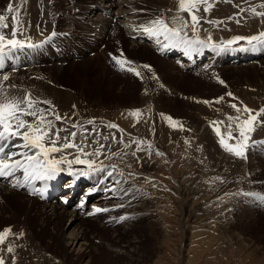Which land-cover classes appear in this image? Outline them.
Masks as SVG:
<instances>
[{"label": "rangeland", "instance_id": "1", "mask_svg": "<svg viewBox=\"0 0 264 264\" xmlns=\"http://www.w3.org/2000/svg\"><path fill=\"white\" fill-rule=\"evenodd\" d=\"M36 1L37 0H11L14 8H20L19 15L27 11L29 14L28 17L34 20H37L36 17L39 14V9L37 10L35 6V8L31 10V8H29V4L34 3L36 5ZM90 1L91 0L37 1L39 5L44 6L41 15L48 11V14L45 17L47 18L49 15L54 26L53 32H50V35L47 34V36L49 35L48 37L46 36L48 39L45 38V43L43 42V45H38V49L44 47V45V49L51 45H57L52 42L57 40L56 37H59L60 42L62 38L66 40L65 42L68 41L67 43L70 41V45L77 42L79 46H87L84 48H86L85 57L88 60L84 58L85 61H82L80 60L82 58L72 57V60L69 59L73 62L72 63L69 62V60H64V58H68V56H64L63 54L62 58L57 57L55 60L60 66L59 71L55 69V72L54 68H50L51 66H43L44 68H38L35 70L39 71L42 69L40 71L45 77L43 75H37L39 72H36V75L32 74L34 71L27 72L31 75L27 81H38L44 77L46 79L48 78V85L50 84L53 87L56 86L63 91H65V89H71L72 87L79 88L78 93L84 94V97H82V100L78 103L74 101V104L79 105L78 107H83L82 109L84 115L79 116L71 114V121L65 122L63 120V123L64 125L69 126L70 131H76L78 135H84L79 138L77 135L75 139L78 138L77 140L79 142L84 141L85 144L99 143L100 136L98 130L110 135L111 137L115 135L116 128L107 127V125L104 124V121H99V124H88L87 121L94 120V114H97V112L99 113L98 115H103L106 112L113 113L122 109V106L123 108L130 106V104L138 99V96L145 92L148 78L152 79L149 80L150 84L156 80L154 87L153 85H150V89L152 87L155 88L154 93L156 97H158L156 99H159L155 108L169 115H175L177 121L183 125V128L180 129L181 132L179 131L177 134L175 132V138L173 137V141L171 142L173 145L171 143L168 144L163 136L157 138V145L159 146L158 152L164 153L163 156L158 155L160 159H158V161L160 163H153L155 161H153L152 158V160L149 158L146 148V155L141 156V162H137L135 165L143 167V169L141 168L138 172H136L138 179L143 181L145 185H152L151 187L154 189L152 191L156 194L155 196H157L156 201L153 204L150 202L151 199H148L149 202H147V194L142 198V200H140L141 205H148L149 212L148 215L144 214L141 217V224H137L138 222L133 223L125 221L124 219L122 222L120 217H125V215H122L118 216L116 219L117 223H121L117 230H113V228H106V230H104L105 228L101 227L103 223H98L95 226L89 227L87 229V235L85 236V239L87 240L81 239L80 241L81 243L86 242L89 244L88 246H85V259L78 256V245L75 247L74 245L67 247L64 244L68 241V239L63 236V231L65 230L64 228L67 227L66 224L68 222L65 226L62 224V228L59 227V231H61L59 233L63 238V243L58 242L55 239L57 229L54 228L52 224L47 227L46 231L42 232L38 230L39 227L37 226V228H34L32 235H30L31 244L27 242L30 247H32L30 248L32 253L29 255H23L25 259H21L23 262L22 264H264V201L244 195H233L235 193L243 192L264 193V154L262 153L264 152V143L260 142L255 144L248 150L247 158L245 159V172H240L241 174L239 172H235L231 175L235 177V180L238 177H241L237 183H235V181L232 183L231 178L229 181V179L226 178V174L224 173L225 171L222 172L225 164L235 167V155L227 152L223 147L217 152L209 150V154L206 155V162L203 165L195 157L197 153L193 150L195 148L189 146L186 151H183L184 153L180 148V140H182L181 137H187L188 132L191 136L198 132L200 133L201 126L206 125L207 120H212L209 115L204 114L203 117L200 116V113L194 112V109L187 108V111L182 110L181 95L186 98H196L193 102L203 105H205V103L202 101L205 100L212 101L213 104H216V98L223 96L225 97V101H228L230 99L226 97H235V101L239 107L243 108V105H247L249 108L259 109L260 107H264V74L260 75V73H257L260 71V67L258 66L255 68L254 66L253 68L245 70H243V68L235 69V67H229L227 69H222L220 73L219 71H211L207 67H201L195 72H187L188 76L186 77L195 82L190 84V81L180 82L179 79H173L171 75H169V72L172 73L173 69L170 67L168 62L162 63L160 66L161 68L157 67L158 64H155L157 68H153L155 67L154 61L148 62L147 59H151L148 53H143V51L139 49L137 51L127 49L131 46V43L129 42L130 36H125L124 33L126 32L124 31L132 30L133 24L131 23L129 26H127V24L125 25L128 20L123 21L122 19L124 15L122 14H120L118 18H116L115 15L113 17L103 15V17H108L110 19L111 22L109 23V27H107V29L108 31L111 30V35L114 37V40L112 39L113 41L109 42L110 44H108L106 51H101L102 46L104 47L103 42H105L106 39H102L95 44L91 42V39L89 38L93 39V37H95V35L87 29L89 26L88 23L91 21L85 18L82 13L85 5ZM146 1L158 4V0ZM260 1L261 0H247V2H245V0H231L230 2V0H209V3L213 5L210 11L203 13L204 5H201V11L197 13L198 16L202 17L200 23L197 25V31L192 32L188 29L185 30L184 34L186 37L193 36L195 38H201L196 35L200 32H206V35L203 33V38L204 36L207 37L208 35H212L213 38L211 42L213 43L216 42L214 38L218 34L221 35L219 37H224L232 27H235V31L237 33H239L240 29L243 28L244 36L242 37L257 35L258 33L264 31V17H261L263 20L261 22V18L248 11L237 15L239 12L237 5L241 8L246 6L244 9L247 10L249 7L248 5L252 4L257 7L258 11H264V9L259 8ZM9 2L10 0H0V13H4L9 16L13 15L12 13L5 12ZM162 10L165 11L164 8ZM165 13L168 15L169 25L178 26L172 25V16L174 14H171V11L169 10H166ZM179 14L181 17L189 18L186 12H181ZM229 17H232V19H229ZM79 19L83 20V24H80L78 21ZM105 19L107 20V18ZM208 21H216L217 23H209ZM237 21H239V23H237ZM114 25H116L118 29L116 28L113 30V28H115ZM83 27L86 29H83ZM108 41L110 40L108 39ZM116 42L119 43L117 44ZM63 44L64 42L58 43V46L61 47ZM253 44L256 49L253 50L254 53H257L258 56L262 54L264 58V44L256 42H253ZM18 53H20V50H18ZM59 53L60 51L57 49L53 51L55 56H59ZM121 53H123V55H121ZM113 55L122 56L123 58L124 56H127L129 59H135L137 62L141 60L147 61L153 67L151 68V71H149L141 66L143 74L139 77L143 82L139 79L138 80L140 82L135 80V73L130 72L127 69L125 73L112 75V73L110 74V70L117 69L118 71V69H120V66L114 63ZM128 58L125 57L124 59L130 61L131 59L128 60ZM52 60L53 59L51 58V61ZM76 61L77 63H74ZM199 61H202V63L199 64L202 65V58ZM144 64H146V62ZM224 64L226 65L227 62ZM199 65L197 64L196 67ZM236 65L239 66L238 64ZM261 65L264 70V61ZM128 66L130 67L131 64H127L124 67L128 68ZM36 67L40 66L37 65ZM18 74L20 73L8 74L9 83H7L8 81H3L2 79L4 73L0 68V85L7 87L5 85H9L12 81L17 82L18 79H20L22 85L30 90L33 96L42 100L35 92L34 87L28 85L23 79L24 77L21 78ZM113 74L117 73L113 72ZM220 80H224V83L221 84L219 82ZM125 83L129 84V89L125 94H123L126 95L125 97H120L117 93L120 92V89L124 87L123 84ZM168 85L171 88L176 87L175 90L174 88L171 90ZM229 92L233 95L228 96L227 93ZM257 93L259 94L257 95ZM19 96H23V94ZM195 96L209 97V99ZM94 97L96 99H93ZM165 98L176 100V107L172 103V107L173 110L175 108V112L160 107L159 104L165 102ZM48 100L50 101V99ZM64 102L65 101H62L64 106L61 102L58 105H62L65 109L66 102ZM140 103L139 99L135 102L137 105ZM74 104L72 107L75 106ZM88 106L91 109L89 111L86 109ZM102 109L103 111H101ZM58 113L61 116H67L68 114V112H61V110H59ZM75 116L77 119L72 121ZM80 117L84 122H82ZM67 119H69V117H67ZM73 124L80 126L73 128ZM99 125H101V127H99ZM199 125H201L200 128ZM80 127H83V129ZM94 127H98V130ZM85 129H87V131H85ZM176 136H180L179 140ZM149 137L150 136H147L145 139H149ZM192 139L194 140L195 138ZM114 140L116 141V139ZM16 142L20 143V140L17 139ZM106 148H117L120 152L122 150V146H120L117 141L116 143L109 144L101 149V152H103L104 155L97 157L99 161L105 159ZM257 154L262 157L259 160L263 166L261 172L258 167L259 163L256 162V158L259 159ZM166 155L169 156L167 157ZM222 157H227L229 159V163H220L219 161H222ZM252 157H255L253 158L254 160L247 161ZM170 159L171 162H168ZM131 162H133V160H131L130 163ZM140 170L142 171L140 172ZM208 170H213V172L209 175H206V173L203 174L202 171ZM243 174L244 176H242ZM65 176L67 177L66 174ZM217 177L220 179H216ZM0 184L3 185L4 183L0 181ZM84 187L85 186L77 188L79 194L85 190ZM216 188L218 190H216ZM81 189H83L82 192H80ZM192 196L196 197L194 204H190ZM79 197L80 196H76L74 198V203L71 206L66 207L72 209L75 203L79 200ZM60 200L61 198L56 202H60ZM92 200L93 198L88 199L84 207L88 208ZM182 209H190L191 215L186 218L180 217L179 213ZM91 223L95 224L93 221ZM68 231L69 230L67 229L65 232L66 237L69 236ZM115 234L120 236L118 237L119 240L113 237ZM33 246L35 247V250ZM255 246L258 248H255ZM252 248H255L258 253H254Z\"/></svg>", "mask_w": 264, "mask_h": 264}, {"label": "bare ground", "instance_id": "2", "mask_svg": "<svg viewBox=\"0 0 264 264\" xmlns=\"http://www.w3.org/2000/svg\"><path fill=\"white\" fill-rule=\"evenodd\" d=\"M37 1H40V0H37ZM37 1H36V5L34 3L29 4V8H31V10L35 8V6L37 10L39 9V14L36 17L37 20L30 19L28 17L29 14L27 11L18 16L19 20L22 21L23 27L25 29L19 38L26 40V42L28 43L35 42L32 44L43 45L45 43L44 42L45 38H47L50 35L49 34L50 32H53L54 26H53V21H51L50 19V16L48 15L47 18L45 17L48 14V11H46L43 15H41L44 6L39 5ZM157 3L158 4H155L154 2H147L146 0H91L85 5L84 10L82 12L83 16L91 21L90 23H88L89 24L87 28L88 31L92 32V34L95 35L93 39L89 38L91 39L90 41L95 44V43H98L102 39H106V41L104 40L105 42H103L104 47L102 46V49H101V51L102 50L106 51L108 44H110L109 42L114 40V37L111 35V30L108 31L107 29V27H109V23L111 22L110 19L108 17H103V15L100 12H98L100 10L101 11L107 10V13H108L107 16L113 17L115 15L116 18H118L120 14H122L124 16H123V19L122 18L121 19L123 21L128 20L127 23H125V25L127 24V26H129L131 23L133 24L132 31L131 33H129L130 34L129 42L131 43V46H129L127 49H130L131 51L132 50L137 51L139 49L143 51V53L144 52L148 53V55H150L151 57L150 60L147 59L148 62L154 61V65L158 64L157 67H160L161 64L164 62H168L170 64V67H172L173 69L172 73L169 72V75H171L173 79H179L180 82L190 81L189 84L192 82H195L193 80H190L188 77H186L188 76V74L187 72H185V70L186 71L192 70L191 65H190L191 60H194L196 64L193 68H195L197 64L198 65L201 64L202 61H199V60L203 57V55L206 56V58H208L207 63L211 62V64H208L204 67H207L209 70L214 71V72L219 71L220 73L222 69H227L229 67H235V69L243 68V70H245L248 68H253L254 66L255 68L259 66L260 71H258L257 73H260V75L264 74V70L261 65L264 61V58L262 54L258 56L257 53H254L253 50H256L254 48V44L253 43L250 44L247 40H234L233 39L234 37L244 36L243 28L240 29L239 33H237L235 31V27H232L231 30L225 34L224 37H219L221 36L219 34L216 37L214 36L215 37L214 39L216 40L215 43L211 42L213 38L212 35H208L207 37L204 36L203 38L202 35L204 32H200L199 34L196 35V36H200L202 39L195 38L193 36H190V37L187 36V38L191 41H196L197 39L204 40L208 44L215 45V47H207V46L200 45L198 43H194L193 49L189 51L188 54H185L184 52L182 55V57H184L185 62L180 63L178 60H183V58L180 56V52H177V50H180L181 46H171L170 45L169 47L165 48L163 45L169 42L165 40L163 36H160L158 38L150 37L146 35L143 32V30L140 28V25H147L150 20L154 19L157 16H163L168 21V15H166L165 13L166 10L171 11V14H174L173 16L180 15L179 13H177L178 0H158ZM249 5H252V4H249ZM199 7H201V5ZM163 8L165 9V11L162 10ZM105 18H107V20ZM263 20L261 18V22ZM78 21L80 22V24H83L82 23L83 20L79 19ZM114 26L115 28H113V30L116 28L118 29L116 25ZM83 29H86V28L83 27ZM221 29H224V28H221ZM124 32L127 33L128 31L126 30ZM126 33H124V35L128 36ZM229 33H232V34H229ZM47 34L49 35L47 36ZM133 34L137 35L138 39L133 38ZM209 36L211 37L210 40H209ZM56 38L57 40H54L52 43H56L57 45L55 46L51 45L49 47H46V49H44L45 48V45H44V47L39 48V49H38V46L36 48L34 47L33 49L31 48L28 49L27 47H25L24 49H19L20 53H18V50L12 52L8 56L4 57L3 60H0V68L3 70L4 75L20 73L18 75H20L21 78L24 77L23 79L27 82V84L34 87L35 92L38 94V96L42 100L50 99L52 104L55 106L57 112L59 110H61V112H64V111L68 112L66 117H69V119H65L64 121L69 122L71 121L70 119L72 118L71 114L79 115V116L84 115L83 109H82L83 107H78L79 105L74 104V101L78 103L80 100H82V97H84V94L78 93L79 88L72 87L71 89H67V90L65 89V91H63L56 86L53 87L50 84L48 85L47 81L49 80L48 78L47 79L44 78L45 77L44 74L40 71L42 69H40L39 71L35 69L44 68L45 66L46 67L51 66L50 68H54L55 72H56L55 69L59 71L60 66L58 65V62L55 60L57 57L62 58L63 54L64 56L65 55L68 56V58L66 57L64 58V60H69V59L72 60V57L82 58L80 59L82 61H85V59L88 60L85 57L86 48H84L87 46L85 45L79 46L77 42L76 43L74 42L72 45H70L69 44L70 41L69 43H67L68 41L65 42L66 40L61 38V42H64V44L62 45L63 47L62 46L60 47L58 46V43H61L59 40V37H56ZM108 39L110 41H108ZM157 40H159V43L157 42ZM228 41H233V42L229 44ZM116 43L118 44L119 42H116ZM204 47L206 48V51H207L206 55L204 54V51H203ZM55 49L60 51L59 56H55V54H53V51ZM163 53H165V56L172 55V58H169V59L165 58V56H163ZM117 55H113V56L118 57V58L120 57V59H124L125 57L128 58L127 56H124L123 58L122 56H117ZM196 57H198L197 60H196ZM51 58L53 59L52 61H51ZM130 59L128 58V60ZM70 60L69 62H72ZM130 61L133 62L130 67L134 66L133 68H136V70L139 71L141 74H143V70L141 66L144 65L145 62L147 65H150L151 68L153 67L147 61L141 60L137 62L135 59H131ZM225 62H227L226 65L224 64ZM74 63H77V61ZM114 63H116L115 60H114ZM236 64H238L239 66H237ZM37 65H39L40 67H36ZM156 65L153 68H157ZM185 65H187V67ZM128 68L124 67L123 69H121L120 67L118 71L117 69H115L116 71L112 69L110 70V74L112 73V75H118L119 73H125L126 69ZM33 71L34 73L32 74L36 75V72H39L37 73V75H43L44 77L38 81H34V80L27 81V79L31 76L27 72H33ZM113 72L117 74H113ZM134 79L135 80L139 79L141 82H143L141 78L136 75ZM149 80H152V79L148 78L147 87L145 88V90L147 89L148 91L147 92L145 91L140 96H138V99L141 102L139 105L135 104V102L138 100L137 99L132 104H130V106L128 107L126 106L125 108H123L122 106V109L118 108L119 110L117 111L114 110L115 112L113 113H109L105 111L106 113L103 115H98L99 114L98 112L97 114L96 113L94 114L95 116L93 120L94 123L99 124V121H104L105 125H108L109 123H114L119 126V129L124 130L123 132H120L118 129H115L116 141L119 143L120 146H122L121 152L117 148L115 149L106 148L105 149L106 157L104 160L99 161L98 158L95 157L96 167H100L101 165H107L108 166L107 171L113 172V176L111 178H107L106 173H92L87 168L86 165H73L72 168H68L67 165H61V167L64 169L63 171H61V173H64V175L65 174L67 175L66 183L70 185V191L67 193L66 198H69L71 196V192H74V190H76L77 188H81L82 186H85L84 187L85 190L80 191V192L83 191L82 193L79 194V191L77 190V192L73 196V200L76 196H80V197L72 209H69L66 207V205L65 206L63 205V199H64L63 197H61L60 202L53 201L50 203H45V202L42 203V201L38 199L37 197H35L34 195L30 196L24 191L22 192V191H19L18 189L14 190V187L12 185L16 183L17 179L20 180V185L25 182L22 172H19L17 178L14 180L13 178H11L10 180H7L8 181L7 183L2 181L4 184L0 186V231H2L5 228H11V234L7 237L4 244L0 245V256H4L6 264H13L12 262L13 260H14V264H22L23 262L21 261V259H25L23 255L24 254L29 255L30 253H32V250L30 249L32 247H30L29 245L31 244L30 235H32L34 228L35 227L37 228V226L39 227L38 230L42 232V231H46L47 227L50 224H52L53 227L57 229L55 239L58 242L63 243V238L61 237V234L59 233L61 232L59 231L60 230L59 227L62 228L61 225L64 224L65 226V224L68 222L66 224L67 227L64 228L65 230L63 231L64 233L63 236L64 238L68 239V241L64 244L67 247L72 246V245H74L75 247L78 245V248H77L78 256L81 257L82 259H85L86 258V251H85L86 247L85 246H88L89 244H87L86 242L81 243L80 241L81 239L87 240L85 239V236L87 235V229L89 227L95 226L98 223H103L101 227L105 228L104 230H106V228L108 229L113 228V230H117L119 228V225H121V223L116 222V219L118 216L125 215V219H124L125 221H129L133 223L138 222L137 224H141V217L144 214L148 215L149 213L148 205L147 204L141 205L140 200H142V198L147 194V199H146L147 202H149L148 199H151L150 202L153 204L155 203L157 196H155L156 194H154L152 191L154 190L153 187H151L152 185L150 184L145 185L143 181H140V179H138L136 172H138V170L141 168L143 169V167L135 166V165L137 162H141L140 160L141 156L146 155V148H147V153H148L149 158L150 159L152 158L153 161H155V162L153 161L152 162L156 164L160 163L158 161L159 157L156 154L159 150V146L157 145V138L163 136V138H165L169 144L173 141V137L175 138V132L177 134L181 129L180 127H172L169 124V122L160 115L161 113H164L166 115H169V114L155 108V106L158 104V101H159V99H156L158 97H156L154 93L155 88H153L156 83V80L152 82V84H150ZM7 83H9V81ZM10 85H15V88H9L10 95L19 96L21 94L24 95L25 92L32 93L30 90H28L25 86L22 85L20 79H18L17 82L12 81L9 85H5V86L8 87ZM123 85L124 87H122L120 89V92L117 93V95H119L120 97H125L126 95H123V94H125L129 89V84L125 83ZM150 85L151 86L153 85L151 89H150ZM168 87L171 90L172 88H174V87L171 88L169 85ZM258 94L259 93H257V95ZM33 97L37 98L36 96H33ZM181 97H182L181 98V102H182L181 109L182 110L187 111V108L194 109V112L200 113V116L203 117V115L205 114V115H209L212 118V120L210 119L207 120L206 125H202V126L199 125V128L201 126L200 133L198 132L195 135L191 136L190 133L188 132L187 133L188 136L185 138L181 137L182 140H180L181 141L180 143L181 151L182 152L184 150L186 151L189 148V146H192V148H195L193 150L197 152L196 155L194 154L196 159L203 165L206 162L205 159H206V155L209 154L208 152L209 150L213 152H217L219 149L222 148L221 145L219 144V137L217 136L210 122L226 121V115H233V116L237 115L235 109L229 106L230 104H232L231 102L235 104L237 103L235 101V97H232V98L226 97L230 99L228 101H225V97H224V99L220 101L219 103H216V104L211 103L210 105L209 104L203 105V104L193 102V100L196 98L194 99L190 97L186 98L182 95ZM195 97L209 99V97H201V96H195ZM93 99H96V98L94 97ZM97 100H96V103H97ZM165 100H166L165 102L159 104L160 107L167 109V110H172L175 112V108L173 110L172 103L175 106L176 100H172L169 98H165ZM62 101L66 102V103L64 102L66 104L65 109L64 107H62V105L61 106L58 105L60 102L62 103ZM73 104L75 105V108L72 107ZM89 106L86 108L88 111L91 110ZM40 107L47 108L49 106L41 104ZM138 108L142 110V115L139 118V121H140L139 123L136 122L137 121L136 117H133L128 114L129 110H134ZM101 111H103V109ZM171 116L177 121L175 115L171 114ZM75 119H77L76 116L73 117L72 121H74ZM64 121L56 122L57 126L60 128L68 129L70 131L69 126L64 125L63 123ZM82 122L84 121L82 120ZM99 127H101V125H99ZM219 127L221 128L222 133L226 130L225 125H219ZM80 128L83 129V127H80ZM98 133L100 136L99 143L85 144L87 146L86 151L91 152L95 148H99L100 145H104L106 147L109 144L116 143V141L112 139L110 135L100 132L99 130H98ZM67 134H68L67 132L61 133L62 136L67 135ZM81 136H84V135H78V138ZM121 136H123L124 138L123 142H121L120 140ZM147 136H150L149 139H145V137ZM104 137H108V139H104ZM177 138L179 140L180 136ZM192 138H195V139L193 140ZM77 139H76V142L80 143ZM225 139H227L226 136H225ZM252 140L257 141L258 143L264 142V127H260V126L257 127L256 131L252 134ZM132 141H143V144H141L140 146L143 150L138 151L136 148V144L131 143ZM125 143H129L130 146L126 148L124 146ZM149 145H151L150 149H148ZM144 146H147V147H144ZM133 152L136 153L135 156L132 155ZM68 153H71V155H68V159H72L73 156L76 155V152L74 149L65 150V154H68ZM112 153H119V155H112ZM262 153L264 154V152ZM54 155L58 157L60 154H54ZM257 156L259 157V159L256 158V162L259 163L258 167L261 172V169L263 166L261 165V161L259 160L262 157H260V155L258 154ZM253 158L255 157H252L247 161H252L254 160ZM221 159L222 161L220 160L219 161L220 163L221 162L229 163L228 162L229 159L227 157H222ZM245 159L246 158H238L235 156V167L228 166V164L224 165L222 172L225 171L224 173L226 174V178L229 179V181L231 178L232 183L234 181L235 183H237L238 180H240L241 177H238V178L236 177L237 179L235 180L234 179L235 177L231 175L234 174L235 172L240 173L245 170V166H246ZM131 160H133V162L130 163ZM168 162H171V159ZM112 164H115L117 166L115 170L111 168ZM141 171L142 170H140V172ZM83 172H89L90 174L83 175L82 174ZM202 172L203 174L206 173V175H209L213 172V170L202 171ZM254 172L256 173L255 170ZM242 176H244V174ZM12 181H13V184H11ZM116 181H118L119 183H115ZM216 190L218 189L216 188ZM90 198H93V200L89 204L88 208L84 211L83 207L85 206L86 201ZM195 198L196 197L192 196V201L190 202V204H194ZM79 203H83L82 204L83 206L79 207ZM97 208L108 209V211L96 212L95 209ZM190 212H191L190 209L188 210L182 209L179 213V216L185 217V218L189 217V215H191ZM92 221L93 223L95 222V224H92L91 223ZM67 229L69 230L68 237L65 236V232L67 231ZM21 233H23V235H21ZM113 237L119 240L118 237L120 236L115 234ZM27 242H29V244ZM7 245L13 247L14 251L12 253L7 252L6 250ZM255 248H258V247L255 246ZM255 248L254 249L252 248L254 250V253H258ZM34 250H35V247H34Z\"/></svg>", "mask_w": 264, "mask_h": 264}, {"label": "snow or ice", "instance_id": "3", "mask_svg": "<svg viewBox=\"0 0 264 264\" xmlns=\"http://www.w3.org/2000/svg\"><path fill=\"white\" fill-rule=\"evenodd\" d=\"M231 2V0H230ZM247 2V0H245ZM200 5H204L203 12L207 13L213 7L209 0H178L177 13L186 12L189 18H184L179 15L172 17V25L163 16H157L150 20L147 25H140L143 32L150 37L163 36L169 43L164 44L165 48L171 46H181L185 48V54L193 49V44L198 43L207 47H215V45L208 44L206 41L197 39L196 41L189 40L185 33V30L190 29L192 32L197 31V25L200 23L202 17L197 13L201 11ZM22 7V5H21ZM239 8V12L243 13L248 11L257 17H264V11H258L256 6L249 5L248 9ZM259 8L264 9V0H261ZM6 13H12L9 16L4 13H0V60L8 56L12 52L27 48H34L38 45L28 43L24 39H20L25 30L22 21L19 20L18 15L20 8H14L13 3L9 2ZM232 19V17H229ZM209 23H217L216 21H208ZM239 23V21H237ZM7 30V31H6ZM30 39V38H29ZM211 37L209 36V40ZM234 40H247L250 44L253 42L264 44V31L257 35L247 37H234ZM159 43V40H157ZM233 41H228L231 44ZM123 55V53H121ZM113 59L121 67L124 68L125 64H132V61L126 59H120L113 56ZM143 68L151 71V66L144 64ZM130 72H134L136 76H141V73L136 68L129 67L127 69ZM155 78V77H153ZM3 81H8L9 76L4 75ZM221 84L223 80L219 81ZM9 88H15V85L4 87L0 85V177H14L17 172H22L25 183L33 179H52L56 174L63 171L61 165H67L68 168H72L73 165H86L92 173H106L107 178L113 176L112 171H107V165H101L96 167L95 157L104 155L101 149L104 145H100L99 148H95L92 152L86 151V145L84 141L80 143L76 142L78 133L76 131H69L68 129L60 128L56 122L67 119L66 116H61L55 111V106L49 100H40L34 98L32 93L25 92L23 96H13L9 94ZM147 92V90H145ZM228 96H232L231 92L227 93ZM224 97L216 99V103L222 101ZM205 104H211L212 101H202ZM41 104L48 105L47 108L40 107ZM235 109L237 115H226V121H212L210 122L219 137V144L227 152L235 155L238 158H247L248 150L257 141L252 140V134L256 131L257 127H264V107L259 109L249 108L247 105H243V108L237 104L232 103L229 105ZM75 107V106H73ZM129 115L139 118L142 115L141 109L129 110ZM164 117L172 127L183 128V125L176 121L171 115L164 113L160 114ZM88 124H93V120H88ZM219 125H225V131L222 133ZM80 125L73 124L72 127L76 128ZM109 128H116L120 132L123 129H119V126L114 123L107 125ZM87 131V129H85ZM62 132H67V135L62 136ZM225 136L227 139H225ZM20 140V143H15V140ZM108 139V137H104ZM112 139H116L113 135ZM123 136L120 137L123 142ZM136 144L138 151L143 150L140 146L143 141H132ZM264 143V142H261ZM126 148L129 147V143H125ZM149 148L151 145L148 146ZM74 149L76 155L72 159H68V155L65 154V150ZM54 154H60L58 157ZM157 155L163 156L164 153L157 152ZM112 155H119V153H112ZM136 155L135 152L132 153ZM84 157V158H82ZM91 157V158H89ZM116 165L112 164L111 168L116 169ZM130 167V165H129ZM83 175H89V172H83ZM216 179H220L217 177ZM115 183H119L116 181ZM13 187L21 186L20 180L17 179ZM233 195H244L248 197H254L258 200L264 201V193L256 192H243L235 193ZM96 212L108 211V209H95ZM121 220L125 217H120ZM11 234V228H5L0 231V245L4 244L7 237ZM23 235V233H21ZM8 253L14 251L13 247L7 246ZM0 264H6L3 256H0ZM14 264V260H13Z\"/></svg>", "mask_w": 264, "mask_h": 264}]
</instances>
